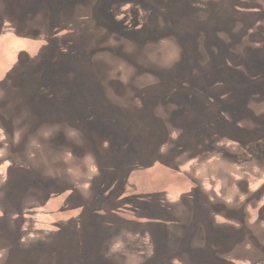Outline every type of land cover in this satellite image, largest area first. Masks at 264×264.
<instances>
[{"label":"rangeland","instance_id":"obj_1","mask_svg":"<svg viewBox=\"0 0 264 264\" xmlns=\"http://www.w3.org/2000/svg\"><path fill=\"white\" fill-rule=\"evenodd\" d=\"M48 251L264 264V0H0V264Z\"/></svg>","mask_w":264,"mask_h":264},{"label":"trees","instance_id":"obj_2","mask_svg":"<svg viewBox=\"0 0 264 264\" xmlns=\"http://www.w3.org/2000/svg\"><path fill=\"white\" fill-rule=\"evenodd\" d=\"M125 170H128V171H131V169H125ZM124 170V176H123V179L127 176H129L128 175V172L127 171H125ZM26 176V175H25ZM32 181H34L35 180V178H33V179H31ZM42 181V183H43V181H44V178L42 177V176H40V177H37V179H36V181L38 182V181ZM45 182V181H44ZM71 193H72V196L70 197V199H73V203L74 202H78V204H73L72 205V207L71 208H73V209H78V207H80V210L82 211V212H84L85 211V209H84V204H83V202H82V199H81V197L79 196V195H81L80 193H77V192H75V191H70ZM122 192V191H121ZM78 194V195H77ZM95 209V212H96V215H97V223H98V225H104V223L105 222H108V224L109 223H111V222H113L114 220H116V218H117V215H116V213H119V212H121V213H123V210H124V208H122V206L121 207H111V205L110 204H108L107 203V206H104V203L103 204H98L97 206H96V208H94ZM71 248H72V251H74V249H73V247L71 246ZM44 250H47V249H44ZM49 252V251H48ZM50 253V252H49ZM76 254H78V253H76ZM75 254V255H76ZM53 254H51L50 253V258H49V261H48V263L49 264H58V260H56V257H53L52 256ZM46 257H48V256H46ZM67 260L68 261H70V263L69 264H77V259H76V257L75 256H73V257H68L67 258ZM33 264H38V263H33ZM104 264H110L108 261H106L105 260V262H104Z\"/></svg>","mask_w":264,"mask_h":264}]
</instances>
